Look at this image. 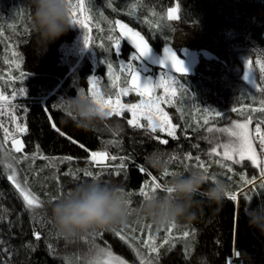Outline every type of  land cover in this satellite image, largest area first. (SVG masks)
<instances>
[{
  "label": "trees",
  "instance_id": "obj_1",
  "mask_svg": "<svg viewBox=\"0 0 264 264\" xmlns=\"http://www.w3.org/2000/svg\"><path fill=\"white\" fill-rule=\"evenodd\" d=\"M229 1L139 0L136 3V14L140 19H146L147 23L143 28L140 27L142 34L158 51L163 42L171 40L174 34V28L164 24L166 21L161 18L165 16L159 18L160 14L176 4L183 24H194L204 34L214 37L221 30L237 29L245 22L244 15L231 17L227 10ZM237 1L251 10L264 11V0ZM30 17L29 0H3L0 3V86L4 93L10 90L2 82L6 75L10 77L6 70V58L12 44L16 47L21 62L18 71L14 72L20 78L13 83V88L25 90V96L15 101V109L20 121L26 124L27 132L21 134L23 152L16 153L13 149L10 154L16 157L12 163L18 165L20 173L29 180L33 192L44 202L45 215L35 220L33 214L25 210L19 190L8 179L10 173L2 162L0 149V264H85L95 244L111 248L129 262L136 263L137 251L134 250H139V245L136 247L135 243L141 244L144 227L151 225L148 220L138 219L133 214L126 227L100 231L98 233H102V236L95 238L92 234L97 232H93L83 239L67 243L54 228L47 210L48 202L63 196L80 183L94 180L84 175V171L89 170L94 176L99 174L100 182L114 183L120 187L126 194L130 207L135 210L145 199L139 193L145 183H152L155 178L156 183L161 185L155 193L163 194L171 176H166L165 173L199 168L196 157L204 163L207 169L205 173L210 181H223L229 192L238 193L239 198L232 201L227 196L223 205L206 206L198 220L177 225L182 228V232H188L186 239L182 242L178 239L175 245L169 243L158 253L152 254L154 264H196L199 256H206L208 264H229V259L235 253L241 256L240 264H264V235L249 227L244 212L250 202L253 206L264 203V194H261L264 189L259 188L264 182L257 181L260 178L259 170L249 166L250 163L242 169H238L239 166L231 169L236 163L227 161L222 155H209L213 148L223 142L220 134L206 130L207 124L215 120L202 122L204 125L200 127L194 119L193 102L202 104L203 100L202 75H188L190 79H187V84L190 87L194 88V81L198 80L200 98L197 100L194 93L183 92L184 101L179 105L183 106L184 121L180 123L172 115L175 122L179 123V135L175 138L159 131L153 134L146 128H133L127 123V113L107 117L89 131L81 130L61 110L60 100L75 96L80 89L88 90L89 77L93 73L104 79L105 66L95 68L90 60L85 59L72 72L70 64L64 59L62 48L64 44L75 40L77 29L73 26L67 34L43 51L37 44ZM248 28L251 40L264 48V23L251 22ZM134 50L129 41L124 42L121 46L122 58H127ZM226 82L224 91L212 98L217 106H227L218 109L224 116L229 115V120H242L251 115L252 120H258L264 128V112L254 111L264 107L261 103L264 101V93L249 88L238 75H231ZM103 86L107 88L105 84ZM133 98L132 95L127 100ZM202 116L199 117L200 124ZM221 120L224 124L226 119L216 121ZM53 124L59 131L52 127ZM163 140L168 143H161ZM81 144L84 145L83 148L80 147ZM93 151H107L118 159L108 161L106 158L100 161L110 165L101 171L89 162ZM217 151L222 153L221 148H217ZM34 154L36 159L33 160L31 157ZM22 155H27L29 159H20ZM154 155H162L167 161L165 171L160 172L148 163L149 158ZM189 155L190 160L186 159ZM66 157L73 159L67 161ZM121 163L125 164V170L119 177L108 175ZM185 164L188 165L187 168ZM241 170L250 176L248 180L254 181L251 185L254 191L249 201L242 194L248 184L244 183L246 179ZM116 231L124 239L117 236ZM36 232L40 233L39 240L34 235Z\"/></svg>",
  "mask_w": 264,
  "mask_h": 264
},
{
  "label": "rangeland",
  "instance_id": "obj_2",
  "mask_svg": "<svg viewBox=\"0 0 264 264\" xmlns=\"http://www.w3.org/2000/svg\"><path fill=\"white\" fill-rule=\"evenodd\" d=\"M1 2H3V0H0V3ZM137 2H139V0H85V8L88 9V11L80 14V18L90 17L91 19L89 21V27L92 30L89 32L87 29L81 28L78 25H74V27L78 31L75 40L71 43L64 44L62 48L64 59L70 64V69L72 72H75L76 69L83 63L85 59L90 60L95 68H97L99 65L105 66L104 79L103 76L93 73L89 77L88 90L83 91L82 89H80V92L83 91L85 95L90 94V90L92 88V84H90V79L92 76H95L97 78L98 83L96 85V88L104 95L105 99L109 100L110 102L116 99V95L121 88L128 86V84L126 83L128 77L126 74L120 73L119 65L121 63L128 62L131 57L136 54L137 50L135 49L134 51L130 52L127 58H122L121 52L119 54H116L114 48V40L110 39V37H114L119 33L118 27H116V32L112 31L113 27H115L116 20H120L122 23L128 24L135 31H139L142 34L141 28H143L145 23L147 22L145 18L140 19L137 16ZM172 8H178V6L175 4L170 7L164 14L159 15V18L165 16V18H161L163 20L165 19V21L167 22H164V24H167L174 28V34L172 36V39L163 42V46L160 47L161 49L159 48L160 50L155 51L152 56L142 57L140 60L136 61L137 71L140 73V75L149 78L153 84L157 83L162 75H167L168 77H171L177 81V95L173 99L172 103H161L160 105L161 108L165 112H167V114L171 118L172 125L175 126V137L179 135V120L180 123L184 121L183 106L179 105L181 101H184V97H182L183 92L194 93V98H196L197 100L198 98H200L198 95V80L194 81V88L190 87V85L187 84V79H190L188 75H194L197 73L202 75L204 79L203 84L201 85L203 100L202 104H199L198 101L193 102V106L195 107L194 119L196 123L200 125V127L204 125L202 124V122L207 121L208 123L215 120L214 122L207 124L208 126L206 127V130L209 127L213 128L212 132L215 134H220L222 136V142L227 143L229 142L228 134L220 132L218 131V129L232 127L234 122H244L247 117L243 118L242 120H229L230 116H224L223 112L219 110L221 109V107L226 108L227 106H217V104L212 101V98L214 95L216 96L217 94L222 93L224 91V88L226 87L227 83L226 79H228V77H231V75H238L241 79L245 81L246 85L249 88L253 89L254 91H259L260 89L255 87V84L252 82V77H250L249 80L244 79L245 72L248 71L249 61H251V71L253 77L256 80V83L259 84L260 87H264V70H262V66H264V48L259 47L256 43L251 40L248 28L249 23L251 22L264 23V11L251 10L241 5L237 0H230L227 6V10L229 11L231 17L236 18V16L239 14L244 15V24H242L237 29L221 30L216 36L211 37L204 34L194 24H183L179 18V9L177 12L178 19L168 20V12ZM128 17H130L131 19ZM85 35L89 36L91 48H87L84 45ZM126 41L127 40L121 39V46ZM166 46L172 47L177 56L183 61L184 66L187 69L185 73H177L170 62H168L166 66L161 64V61L164 59V49ZM7 56L8 57L6 58V63L8 65V68L6 70L9 72L10 77L6 75L4 78L5 80H3L2 82V85L5 86L7 84V87H9L10 90L7 93H4L2 86H0V92H3L7 96H11L13 92L16 93V99L11 102L14 108L10 109L5 106L3 110L6 113L14 111L15 115L17 116L15 109V101L19 97L25 96V90L23 88H13V83L20 78L17 77L16 73L14 72L18 71L21 64L18 51L14 45L11 44L9 46V52ZM107 63H112L113 65V73L111 77L108 75L107 72ZM117 75H119L120 77L119 80L115 79ZM105 79L106 81H104ZM103 84H105L107 88H104ZM21 89H23L24 91L21 92ZM261 92L264 93V91ZM132 95L134 96L133 100H127ZM155 95L163 96V90L157 89ZM145 99V97L138 96L134 92H129L126 96H120L119 102L121 104H139ZM111 106L113 107V109L117 107L116 105ZM216 112H219L220 116H216ZM125 113L128 114V120L132 119L131 113L125 111L122 115H124ZM172 115L176 117L178 122H175ZM201 116L202 120L200 124L199 117ZM218 119L226 120L223 124V120L217 122L216 120ZM16 122L21 123L23 125L19 117ZM258 122V120H252V124L249 126L250 130L253 131V134H255L254 129L257 126ZM0 123H3L4 126L8 128L9 134L14 132L15 125L11 120H9L8 115L0 116ZM139 123L147 125V121L144 120L142 116L139 120ZM260 127L262 131H264L262 123H260ZM161 133L167 134V131ZM21 134L22 133H18L16 134V136L23 143ZM254 144L257 146V152L259 153L261 149L259 148L258 139L254 141ZM0 149L2 162L7 168V164L13 162V159H11V157L13 156L10 153L14 148L11 144L10 139L5 140V133L2 128H0ZM217 152L220 153V156L222 155L221 152ZM247 161L248 160L245 159L240 164H236V166L232 165L230 168L235 169V167L239 166L238 169H242L243 167L247 166L248 163H250L249 166L255 168L251 164V161ZM231 162L235 163L234 161ZM13 168L17 174V178L22 182V184L26 181L28 187L33 192L29 180H27L23 176V174L20 173L18 165L13 164ZM8 171L11 175L13 169H8ZM241 173L243 174L244 178L248 180V177L250 176L244 174V170H241ZM257 181L264 182V178L260 177L257 179ZM145 185H148V187L146 188ZM145 185L142 188L144 191H148L149 188L153 186L151 182L145 183ZM251 185L252 184H248L245 190L243 189V193H247L248 195L252 196L254 189H252ZM139 193H141V191ZM151 194L156 193L152 192L150 193V195ZM131 209L133 210V212L135 211L133 208ZM181 230L182 228L180 226L178 228L177 225H175V227L169 226L165 229H157L151 224L148 227H144V230L142 232V240H146L149 235H152L155 238V242L158 246V251L156 252L158 253L161 249L168 246L169 243H173V245H175L178 239L179 242L184 241L187 237L184 235V233L188 232H182ZM165 240H167L168 242L165 243ZM135 246H138L139 248V250L136 248V250H134L137 251V259L135 260L136 263L129 262L125 257H122L111 248L107 249L111 250L114 256H119L121 259L126 260L127 264H141L142 261L143 264H154L153 257L151 256L154 253H149V251L147 249H144L143 245L139 244V242L135 243ZM90 253L91 254H89V258L85 264H94V261L96 260L93 251H91ZM237 258H241V256L235 253L231 257V259H229V264H240L236 262ZM104 259H106L105 256L100 257L101 261H103Z\"/></svg>",
  "mask_w": 264,
  "mask_h": 264
},
{
  "label": "clouds",
  "instance_id": "obj_3",
  "mask_svg": "<svg viewBox=\"0 0 264 264\" xmlns=\"http://www.w3.org/2000/svg\"><path fill=\"white\" fill-rule=\"evenodd\" d=\"M29 8L37 44L43 51L74 26L69 0H29ZM60 103L71 122L84 131L97 127L107 118L99 106L81 92L63 98ZM148 163L160 172L168 167L162 155L150 157ZM166 188L163 194L145 198L133 212L126 194L116 184L85 181L63 196L50 200L47 210L57 234L72 243L93 232L126 227L133 214L138 219L148 220L157 229L196 221L206 206L223 205L229 193L223 181H210L199 168L171 175ZM244 212L249 227L264 235V203L253 206L250 202ZM196 264H208L207 257H197Z\"/></svg>",
  "mask_w": 264,
  "mask_h": 264
},
{
  "label": "snow or ice",
  "instance_id": "obj_4",
  "mask_svg": "<svg viewBox=\"0 0 264 264\" xmlns=\"http://www.w3.org/2000/svg\"><path fill=\"white\" fill-rule=\"evenodd\" d=\"M70 5V15L72 18L73 25H78L81 28L87 29L89 32L92 30L89 27L90 17L88 18H80V14L85 13L88 9L85 8V0H69ZM178 8H172L168 12L167 19L168 20H176L178 19L177 16ZM116 27L119 29V33L114 37H110V39L114 40V48L116 54L121 52V39L129 41L134 48L137 50L136 54H134L128 62L121 63L119 65L120 73H124L127 75L128 80L126 83L128 84L127 87H123L119 90L116 95V99L106 100L104 95L96 88L98 83L97 78L92 76L90 79V84H92V88L90 90V94L86 95L87 98H90L92 102L99 106L100 111L102 114H106V117H111L113 115L120 116L125 111L131 113L132 119H129L127 123L131 125L133 128H146L147 131L151 133H156L157 131L164 132L167 131V135L175 138V126L171 123V118L161 108V103L171 104L173 99L176 97L177 92V81L167 75H162L157 83L153 84L151 81L147 83H142L141 75L137 71L136 61L140 60L142 57H146L151 52V45L149 42L144 38L143 35L139 31H135L133 28L129 27L128 24L122 23L120 20L115 21V27H113L112 31L116 32ZM84 45L87 48L90 47V39L89 36H84ZM135 62V63H134ZM170 62L172 67L177 73H185L187 69L184 66L183 61L177 56L175 51L172 47L166 46L164 49V59L161 61V64L166 66L167 63ZM108 75L111 77L113 73V65L112 63L106 64ZM262 70H264V66H262ZM252 77V82L255 84V87L259 88L260 91H264V87H260L259 84L256 83L255 78L253 77L251 71V61L248 62V71L245 72L244 79L249 80ZM115 79L119 80L120 77L117 75ZM157 89H162L164 95L157 96L155 92ZM24 90L21 89V92ZM129 92H134L138 96L145 97L146 99L141 101L139 104H121L119 102L120 96H126ZM81 95H85L83 91H81ZM16 99V93L13 92L11 96L5 95L3 92H0V116L8 115L9 120H11L15 127L14 132L9 134V130L7 127L4 126L3 123H0V128L3 129L5 133V140H11V144L14 148L16 153L23 152V143L20 139L17 138L16 134L18 133H26L27 126L26 124L17 123L18 117L15 115L14 111L12 112H4V107L7 106L8 108H14L12 105V101ZM264 104V101L261 102ZM111 105H116L117 107L113 109ZM56 107V105H53ZM233 111H237L233 109ZM254 111L264 112V107L260 109H254ZM216 116H220L219 112L215 113ZM141 116L144 120L147 121V125L139 123ZM207 123V121H205ZM252 124L251 115H249L244 122H234L232 127L228 128H220L218 131L227 133L229 136V142L218 144L217 147L213 148L209 155L213 153L219 155L220 153L217 152V148L222 149V156L227 161H234L236 164H240L242 161L247 159L251 161V164L259 169V176L264 178V131H262L260 127V122L257 123V126L253 131L250 130V125ZM57 131L56 125H52ZM207 131L211 133L213 128H207ZM259 141V148L261 151L257 152V146L254 144V141ZM75 142V141H73ZM163 144H167V140L161 141ZM39 146H37L38 148ZM81 148L84 147L83 144L80 145ZM43 159H48L47 157H41ZM107 158L108 161H115L118 158L115 155H109L107 151H93L90 153L89 162L93 164L96 168L103 171V169L110 167L109 164L100 163V161H104ZM11 159L16 160V157H11ZM22 160H27L29 157L27 155H22L20 157ZM31 159H36V154H34ZM67 161H71L72 157H66ZM186 159L190 160L191 156L189 155ZM198 162V167L203 171L206 172L207 169L202 161H200L199 157H196ZM18 162V161H17ZM51 163V161H50ZM187 168L188 165L185 164ZM8 169H13L12 174L8 176V179L15 185V188L19 190L20 195L23 198L25 203V210L33 214V219L38 220L41 216L45 215L44 209V202L40 199V197L32 192L25 181L23 184L17 178V174L13 168L12 163L7 164ZM125 170V164L121 163L117 169L114 171H110L108 175L110 176H117L119 177L121 173ZM144 171V169H140ZM178 173H165V175H175ZM65 175L71 176L72 173H65ZM84 175L88 177H92L94 180L99 181L100 176L99 174L95 175L92 171L85 170ZM244 183L246 184H253L252 180H245ZM153 186L149 188L148 191L141 190V195L144 198H148L150 193L155 192L156 189H159L161 185L155 182V178L152 181ZM147 188L148 185H145ZM260 189H264V183L259 185ZM164 191L167 190L165 187ZM264 194V193H261ZM245 200H251L252 197L247 193H243ZM228 197L232 201L238 200V194L234 192H229ZM175 227V225H172ZM117 236H120L118 231L115 232ZM37 240L40 239V233H34ZM93 237L102 236V233H93ZM185 236L188 233H184ZM121 239H124L123 236H120ZM168 241L165 240V243ZM141 244L143 245L144 249H147L149 253H156L158 251V246L155 242V238L152 235H149L146 240H142ZM93 254L96 257L94 264H127V261L121 259L119 256H114L111 250H108L107 247H101L99 244H95L93 249ZM105 256L106 259L103 261L100 260V257ZM143 264V261L141 262Z\"/></svg>",
  "mask_w": 264,
  "mask_h": 264
},
{
  "label": "water",
  "instance_id": "obj_5",
  "mask_svg": "<svg viewBox=\"0 0 264 264\" xmlns=\"http://www.w3.org/2000/svg\"><path fill=\"white\" fill-rule=\"evenodd\" d=\"M130 27V26H129ZM141 35H143V34H141ZM144 36V35H143ZM144 38L149 42V44L151 45V52H150V54L148 55V56H152L153 55V53H154V51H155V47H154V45H152L151 43H150V41H149V39L146 37V36H144ZM142 81H143V79H142ZM236 262L237 263H241V259L240 258H237L236 259Z\"/></svg>",
  "mask_w": 264,
  "mask_h": 264
},
{
  "label": "flooded vegetation",
  "instance_id": "obj_6",
  "mask_svg": "<svg viewBox=\"0 0 264 264\" xmlns=\"http://www.w3.org/2000/svg\"><path fill=\"white\" fill-rule=\"evenodd\" d=\"M150 41V40H149ZM150 43L153 45V43L150 41ZM155 47V46H154ZM156 50V49H155ZM155 52V51H154ZM141 79H143V81H142V83H147L148 81H150V79L149 78H147V77H145V76H143V75H141Z\"/></svg>",
  "mask_w": 264,
  "mask_h": 264
}]
</instances>
